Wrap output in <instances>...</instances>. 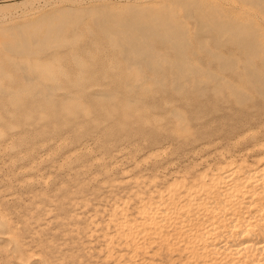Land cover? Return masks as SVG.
I'll use <instances>...</instances> for the list:
<instances>
[{
	"label": "rangeland",
	"instance_id": "rangeland-1",
	"mask_svg": "<svg viewBox=\"0 0 264 264\" xmlns=\"http://www.w3.org/2000/svg\"><path fill=\"white\" fill-rule=\"evenodd\" d=\"M202 72L264 90V0H0V264L195 263L126 226L264 143V95L199 99Z\"/></svg>",
	"mask_w": 264,
	"mask_h": 264
},
{
	"label": "bare ground",
	"instance_id": "bare-ground-1",
	"mask_svg": "<svg viewBox=\"0 0 264 264\" xmlns=\"http://www.w3.org/2000/svg\"><path fill=\"white\" fill-rule=\"evenodd\" d=\"M118 39V45L127 54L132 53L131 55L142 58L146 63L150 62L148 55L134 40ZM238 39L240 42V38ZM246 41L250 42H244V46L251 43V40ZM252 43L255 46L254 41ZM216 60L222 64L221 60ZM224 64L220 71L228 72L232 70L234 62ZM25 79L31 84L35 81L31 74H27ZM233 81L219 77L214 72H202L195 83L197 95L199 99L203 98L210 87L212 96L207 98L217 104L220 101L229 102L231 99L242 103L252 92L264 95L261 85L255 84L247 89ZM32 85L34 90L41 94L45 92V95L56 88L53 83H47L44 87L49 92H42L43 86L40 88L35 83ZM225 89L229 90L228 94ZM252 146L256 151L253 162H248L244 156L230 158L227 162L212 167L210 173L199 174L196 177L199 178L197 183H193L196 182L194 179L192 184L181 181L182 184L169 189L165 198L160 195L161 192L158 193V198L155 201L152 199L153 205L144 202L138 211V222L132 218L136 225L128 221V235H132L131 239L141 237L143 243L144 240L147 243L158 238L164 240V228L172 226L176 239L173 246L180 248V244H177L183 241L182 246L193 254L192 257H199L198 260L195 258L193 264H264V143L258 139ZM171 183L173 186L174 182ZM131 257L129 264H136Z\"/></svg>",
	"mask_w": 264,
	"mask_h": 264
}]
</instances>
